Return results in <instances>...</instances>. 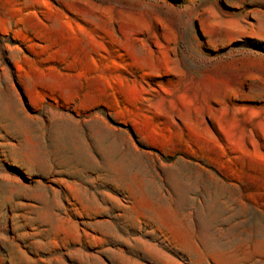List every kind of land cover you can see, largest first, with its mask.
<instances>
[{"label": "rangeland", "instance_id": "1", "mask_svg": "<svg viewBox=\"0 0 264 264\" xmlns=\"http://www.w3.org/2000/svg\"><path fill=\"white\" fill-rule=\"evenodd\" d=\"M264 0H0V264H264Z\"/></svg>", "mask_w": 264, "mask_h": 264}, {"label": "crops", "instance_id": "2", "mask_svg": "<svg viewBox=\"0 0 264 264\" xmlns=\"http://www.w3.org/2000/svg\"><path fill=\"white\" fill-rule=\"evenodd\" d=\"M248 64L246 66L248 74L258 78L264 84V54L254 53L248 55Z\"/></svg>", "mask_w": 264, "mask_h": 264}]
</instances>
